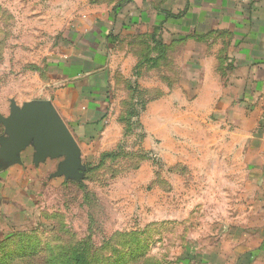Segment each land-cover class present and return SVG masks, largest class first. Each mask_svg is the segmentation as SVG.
Here are the masks:
<instances>
[{
	"label": "rangeland",
	"instance_id": "1",
	"mask_svg": "<svg viewBox=\"0 0 264 264\" xmlns=\"http://www.w3.org/2000/svg\"><path fill=\"white\" fill-rule=\"evenodd\" d=\"M114 2L0 0V137L12 107L53 94L48 64L69 31ZM140 39L132 69L113 72L114 109L99 147L78 178L40 186L49 226L0 243V264H75L78 250L83 264H226L259 244L256 116L237 101L230 110L205 98L193 106L184 90L193 73L177 49L162 50L159 64V49Z\"/></svg>",
	"mask_w": 264,
	"mask_h": 264
},
{
	"label": "crops",
	"instance_id": "2",
	"mask_svg": "<svg viewBox=\"0 0 264 264\" xmlns=\"http://www.w3.org/2000/svg\"><path fill=\"white\" fill-rule=\"evenodd\" d=\"M140 38L159 49V64L162 50L166 56L169 46L177 49V62L193 73L184 87L193 106L205 98L213 99L217 111L230 110L237 101L246 115L256 116L262 153L256 177L264 204V0H126L117 14L100 11L71 29L63 54L48 64L56 85L47 100L80 146L81 163L85 151L99 147L112 115L113 72L118 65L123 73L132 69L131 52ZM160 78L166 92L167 78ZM33 153L28 145L14 161L0 158V242L40 222V186L71 180L57 174L62 156L35 162ZM226 264H264V235L257 247Z\"/></svg>",
	"mask_w": 264,
	"mask_h": 264
},
{
	"label": "water",
	"instance_id": "3",
	"mask_svg": "<svg viewBox=\"0 0 264 264\" xmlns=\"http://www.w3.org/2000/svg\"><path fill=\"white\" fill-rule=\"evenodd\" d=\"M3 123L5 135L0 137V158L14 161L20 151L31 145L35 162L47 156H62L57 174L78 178L82 168L80 146L48 100L12 107Z\"/></svg>",
	"mask_w": 264,
	"mask_h": 264
},
{
	"label": "trees",
	"instance_id": "4",
	"mask_svg": "<svg viewBox=\"0 0 264 264\" xmlns=\"http://www.w3.org/2000/svg\"><path fill=\"white\" fill-rule=\"evenodd\" d=\"M122 2L125 3L126 0H123V1H121L119 3H116L113 6V8H112L111 11L114 12L115 14H117L118 12H120L121 8L124 6V3H122ZM95 149H96V147L91 148V149H88L87 151H85L87 153L86 154L87 155L86 156V160H88V159L90 160V158L94 155ZM38 224H40L41 227H47V226H49V224H46L45 225L44 222H42V219L40 220V222ZM31 227H34V226H31ZM31 227H29V228H31ZM25 229H27V228H25ZM21 230H24V229H21ZM21 230H19V231H21ZM19 231H17L16 233H18ZM16 233H13V234L9 235L5 239H3L0 243L5 242L6 240H8L9 238H11ZM73 260H74L75 264H83V263L86 262L85 261V257H84V253H82V251H79V250H78V253L74 256Z\"/></svg>",
	"mask_w": 264,
	"mask_h": 264
}]
</instances>
